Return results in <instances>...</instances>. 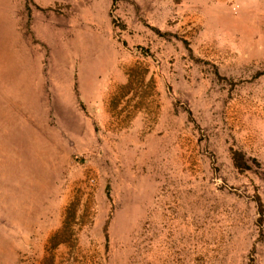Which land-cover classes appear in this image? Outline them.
Segmentation results:
<instances>
[{"label": "rangeland", "instance_id": "rangeland-1", "mask_svg": "<svg viewBox=\"0 0 264 264\" xmlns=\"http://www.w3.org/2000/svg\"><path fill=\"white\" fill-rule=\"evenodd\" d=\"M44 259L264 264V0H0V264Z\"/></svg>", "mask_w": 264, "mask_h": 264}, {"label": "trees", "instance_id": "trees-1", "mask_svg": "<svg viewBox=\"0 0 264 264\" xmlns=\"http://www.w3.org/2000/svg\"><path fill=\"white\" fill-rule=\"evenodd\" d=\"M232 159H233V164L235 167L237 168H241L244 164L243 162L241 161V156L238 152H233L232 153ZM72 205H70L68 208H66V211H65V215H64V220H66V218L68 217V215H70V212L72 214ZM71 207V208H70ZM68 234L70 233V230H69V224H65V223H62L59 227V229L57 231H55L49 238V245L54 247L56 246L58 243H61L63 242L64 240L61 237V235L63 234ZM47 260V259H44L43 260V264H44V261ZM46 264V263H45ZM50 264V262H49Z\"/></svg>", "mask_w": 264, "mask_h": 264}]
</instances>
